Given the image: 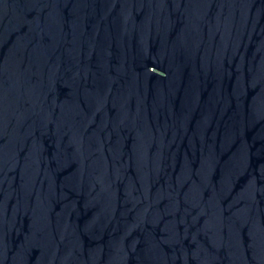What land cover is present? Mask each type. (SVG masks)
Instances as JSON below:
<instances>
[{"label":"water","instance_id":"1","mask_svg":"<svg viewBox=\"0 0 264 264\" xmlns=\"http://www.w3.org/2000/svg\"><path fill=\"white\" fill-rule=\"evenodd\" d=\"M0 264H264V0H0Z\"/></svg>","mask_w":264,"mask_h":264}]
</instances>
